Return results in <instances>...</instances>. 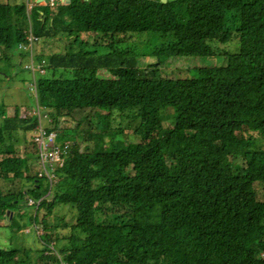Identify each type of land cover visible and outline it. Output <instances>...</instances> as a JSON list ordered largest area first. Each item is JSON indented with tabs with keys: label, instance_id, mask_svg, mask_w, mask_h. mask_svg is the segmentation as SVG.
<instances>
[{
	"label": "trees",
	"instance_id": "16d2710c",
	"mask_svg": "<svg viewBox=\"0 0 264 264\" xmlns=\"http://www.w3.org/2000/svg\"><path fill=\"white\" fill-rule=\"evenodd\" d=\"M53 5L34 3L29 24L41 40L63 43L48 55L36 51L35 58L45 60L44 72L32 80L36 107L15 116L31 133L39 109L56 141L69 146L54 184L31 169L36 155L16 156L11 144L0 148L3 178L25 180L17 193L0 188V221L20 228L10 211L26 197L41 199L29 222L42 229L40 259L31 262L28 253L8 248L0 249V264H264V199L255 188L264 183V0ZM145 32L171 37L169 54L149 65L154 68L169 56L222 54L226 61L195 76L140 71L139 55L125 45ZM83 33L95 38V51L87 50ZM27 41L24 30L0 27V55L9 71L21 68L10 59L11 48ZM215 41H231V51L212 47ZM46 69L51 72L43 75ZM67 70L72 77L64 78ZM101 70L109 76H97ZM86 108L100 111L105 125L115 112L134 118L139 141L116 137L120 131L104 125L100 136L109 138L79 150L75 128L62 126V118ZM167 112L171 126L163 124ZM12 120L1 122L0 144ZM55 207L70 220H50ZM59 227L69 232L63 246L52 243L56 256L49 245Z\"/></svg>",
	"mask_w": 264,
	"mask_h": 264
},
{
	"label": "rangeland",
	"instance_id": "374dc122",
	"mask_svg": "<svg viewBox=\"0 0 264 264\" xmlns=\"http://www.w3.org/2000/svg\"><path fill=\"white\" fill-rule=\"evenodd\" d=\"M31 1V0H30ZM29 0H0V27L8 28H19L22 30H29V11L34 2ZM37 1V0H36ZM40 4H49L50 10H54L53 0L48 2L41 1ZM85 28L82 24H78ZM84 30V29H83ZM138 34V35H137ZM133 34L125 48L136 52L139 57L137 61V66L140 71L150 72L155 70L157 75L158 70L161 74L175 75L178 71H185L186 75L195 76L202 68L220 66L225 63L226 57L222 54H212V55H199L196 57L191 56H169L165 61L159 64L156 68L155 65L149 66L150 64H155L163 55L169 54L168 41L171 39L170 36L161 38L158 34L148 33H137ZM89 44L87 47L88 51H95L96 47L94 45L95 38L89 33H83L81 35ZM45 40V41H43ZM67 39H63L65 42ZM63 42L57 41L54 38L48 40L43 38L38 40V42L32 47L29 45H22L19 47L13 46L11 48L10 59L21 64V68L9 71L8 61H5L2 55H0V124L3 122L4 118H13L12 124L13 128H9V131L4 133V141L0 144L2 149L5 145L11 144L15 151L16 156H24L26 153H31V155H36L34 145L31 140V133L25 132L22 128L17 125L18 118L15 116L17 110L18 116H26L30 114L33 108L36 107V95L34 82V73L36 76L44 72V67L33 66L36 63H42L44 59L43 55L40 58H35L39 53L50 54L52 49L58 50ZM233 45L232 42H227L224 44L218 43V41L213 42L212 47H216L223 53L226 51H231ZM22 47V48H21ZM6 66V67H5ZM29 68V69H28ZM161 68L166 69L161 70ZM51 71L46 69L43 75H48ZM64 78L72 77L69 70L64 72ZM99 77H108V70H101L97 73ZM17 106V108H15ZM64 112V111H63ZM98 110L95 108L86 109H75L71 112L69 117L64 116L62 118V126L68 127L70 129L75 128L74 135L79 139V143L75 144L79 150H85V146H92L97 148L99 143L102 144V140H107L109 134H104L100 136V130L105 125L102 122V118L98 115ZM102 112H107L103 109ZM100 114V113H99ZM111 119L107 125L104 127H109L110 130H119L116 137H121L125 140L139 141V137L136 135L135 129L137 127V120L134 118H128L118 113H113ZM173 123V116L171 112H167V117L163 119V124L165 126H171ZM69 129L70 135L72 134ZM59 130H61L59 128ZM102 140H101V138ZM99 139V142L97 141ZM257 139H260L257 137ZM72 141V139H71ZM259 140V144H261ZM72 143V142H71ZM5 155H10L6 152ZM66 155V154H65ZM64 155V157H65ZM1 157V155H0ZM37 157V156H36ZM31 169L36 170L37 160H29ZM55 173V172H54ZM62 173L58 171V174L52 178L51 183L54 184L55 180ZM24 179H13L8 180L3 178L0 173V188L4 194L15 192L17 193L24 185ZM255 188L258 198L264 199V183H255ZM46 198L51 199V196L47 194ZM28 197L25 198L26 202H19L21 205L19 208L10 211V216L16 220L20 228H14L11 230L7 225V221L4 219L0 221V249L16 248L20 250V253H28L29 261L38 260L39 250L41 249V244L39 242V234H42V229L39 224L35 225L33 222H29V217L33 216L35 213V206H30L28 204ZM55 217H63L67 221L70 220L69 214H65V211L60 207H55L50 213V220H54ZM58 239L51 240V245L53 242L56 243V247L63 246L68 240L66 234L69 232V228L59 227L58 229ZM51 253L56 256V250L51 248ZM260 256L264 257V251L260 253Z\"/></svg>",
	"mask_w": 264,
	"mask_h": 264
},
{
	"label": "built area",
	"instance_id": "2783aa9c",
	"mask_svg": "<svg viewBox=\"0 0 264 264\" xmlns=\"http://www.w3.org/2000/svg\"><path fill=\"white\" fill-rule=\"evenodd\" d=\"M26 39L29 46L36 39L30 28L26 33ZM33 66L35 65L33 64ZM34 113L38 116V122L30 136L37 156L36 169L39 176L46 177L51 183L52 178L55 177L56 170L64 164V155L67 154L69 142L66 141L64 144L57 142V131L55 129L48 130L50 119H45V114L39 109H36ZM40 200L29 198L28 204L37 207Z\"/></svg>",
	"mask_w": 264,
	"mask_h": 264
},
{
	"label": "clouds",
	"instance_id": "9594fccd",
	"mask_svg": "<svg viewBox=\"0 0 264 264\" xmlns=\"http://www.w3.org/2000/svg\"><path fill=\"white\" fill-rule=\"evenodd\" d=\"M28 1V0H27ZM30 1V0H29ZM31 1H34V2H38L36 0H31ZM30 1V2H31ZM41 1H39L38 3L40 4ZM29 28L31 29V26L29 24ZM32 30V29H31ZM28 30H25V36H26V33H27ZM33 32V31H32ZM33 35L36 37V39L32 42L31 46L33 47L37 42L38 40H40V38L38 36H36L34 33ZM28 42V41H27ZM27 44V43H26ZM26 44H22V45H26ZM45 65V60L43 59V62L42 63H36L35 66H44Z\"/></svg>",
	"mask_w": 264,
	"mask_h": 264
},
{
	"label": "water",
	"instance_id": "95a60500",
	"mask_svg": "<svg viewBox=\"0 0 264 264\" xmlns=\"http://www.w3.org/2000/svg\"><path fill=\"white\" fill-rule=\"evenodd\" d=\"M37 1H38V2H39V1H45V2H48L49 0H37ZM161 1L164 2V1H166V0H161Z\"/></svg>",
	"mask_w": 264,
	"mask_h": 264
}]
</instances>
